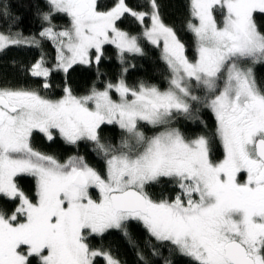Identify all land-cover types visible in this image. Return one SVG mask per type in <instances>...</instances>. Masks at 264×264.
<instances>
[{"label": "snow or ice", "instance_id": "1", "mask_svg": "<svg viewBox=\"0 0 264 264\" xmlns=\"http://www.w3.org/2000/svg\"><path fill=\"white\" fill-rule=\"evenodd\" d=\"M45 2L39 36L52 43L55 62L49 65L41 53L27 70L43 78L42 88H50L53 72L67 79L76 65L95 67L102 77L107 45L122 68L115 82L93 85L84 95L67 84L59 99L0 88V264H123L93 243L112 231L137 248L140 264L164 248L188 264H264V87L254 70L264 64V29L255 20L264 15V0H189L193 56L163 20L158 0ZM10 14L0 0V18ZM58 16L68 24L58 28ZM129 18L139 32L120 27ZM143 41L161 49L166 88L126 82L125 54L143 56ZM20 46L38 48L41 41L0 31V55ZM202 109L214 116V133L189 137L176 126L183 119L207 128ZM104 126L118 127L119 140H106ZM35 134L90 143L103 169L81 155L61 161L40 151ZM213 140L223 147L221 160L214 158ZM22 177L34 181L31 191ZM155 185L171 186L174 196L154 197ZM133 221L149 237L147 253L131 238Z\"/></svg>", "mask_w": 264, "mask_h": 264}, {"label": "trees", "instance_id": "2", "mask_svg": "<svg viewBox=\"0 0 264 264\" xmlns=\"http://www.w3.org/2000/svg\"><path fill=\"white\" fill-rule=\"evenodd\" d=\"M10 6V16L0 18V31L7 32L9 28L13 31L21 32L24 36H35L41 41V47H10L5 54L0 55V88L5 87H24L36 89L41 95H46L51 99H59L63 96V89L67 84L75 95L86 94L93 85L102 88L103 84L111 80L115 82L119 77L122 65L117 59L116 49L114 46L107 45L106 56L100 66L102 77L97 78L95 67L87 65H76L70 70L67 79L63 72H53L49 77L50 88H42L43 78L32 77L28 73V68L31 67L43 53L48 59L49 65L55 62V49L50 41H47L39 36L40 31L45 26L41 21L39 12L47 10L45 0H4ZM106 3H111V0H105ZM133 6L138 3H143V0H128ZM160 4V12L163 20L173 26L180 38L186 44L187 53L189 56L194 55L195 44L194 38L190 32L186 30V22L190 19L189 0H158ZM218 20L221 19L217 14ZM256 23L259 28L264 29V15L256 14ZM57 27H63L68 24V19L63 16L54 18L53 21ZM120 27L126 31L137 33L140 31V26L131 18L123 21ZM144 55L125 54L129 71L125 77L129 85H138L144 81L149 84H156L160 88L167 87V68L164 62L160 59L161 50L147 41H143ZM131 65H135L132 67ZM255 76L258 85L264 87V64L254 66ZM197 94H201L197 92ZM200 115L207 122L208 127L197 125L187 120H179L177 127H180L186 135L192 137L197 134H212L215 131V118L212 113L206 109H202ZM148 135L154 131L150 128L144 129ZM104 137L106 140L118 141L120 137V129L116 126H104ZM34 146L47 154L56 156L61 161L69 156L81 155L84 156L90 164L103 169V161L100 160L94 152L92 145L86 142H80L78 146L66 144L58 137L53 141H47L41 134H35ZM213 154L216 160L223 159L224 150L218 140H213ZM21 186L26 191H31L34 188V181L31 177L20 178ZM150 192L154 197H159L161 193L169 196H174V190L169 185H155L150 188ZM129 232L131 238L138 244L139 249L149 252L146 247V241L149 239L143 226L135 221L130 222ZM155 243V241H152ZM97 246L110 248L111 251L118 256L123 264H140L136 255L137 248L132 247L127 239L117 231H112L102 240L97 238L93 241ZM161 256H149L150 264H163L164 258H169L173 264H188L185 257L178 254L170 255L166 248L161 249ZM102 264V262H101Z\"/></svg>", "mask_w": 264, "mask_h": 264}, {"label": "rangeland", "instance_id": "3", "mask_svg": "<svg viewBox=\"0 0 264 264\" xmlns=\"http://www.w3.org/2000/svg\"><path fill=\"white\" fill-rule=\"evenodd\" d=\"M161 50V49H160Z\"/></svg>", "mask_w": 264, "mask_h": 264}]
</instances>
